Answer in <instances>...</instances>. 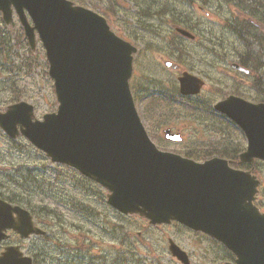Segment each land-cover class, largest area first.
<instances>
[{
  "label": "water",
  "instance_id": "obj_1",
  "mask_svg": "<svg viewBox=\"0 0 264 264\" xmlns=\"http://www.w3.org/2000/svg\"><path fill=\"white\" fill-rule=\"evenodd\" d=\"M0 13L11 26L17 14L32 49L36 38L41 40L57 100L56 110L41 119L27 101L0 110V128L8 137H26L51 162L67 164L98 183L107 191V203L123 214L151 225L178 221L214 238L235 256L223 264H264V211L254 203L258 176L224 157L197 161L155 145L129 85L136 46L111 30L103 15L72 0H0ZM175 30L194 38L181 26ZM231 67L249 73L235 62ZM177 79L183 95L197 94L204 85L187 71ZM214 108L245 135L239 161L264 162V102L229 94ZM163 132L166 139L181 140L179 132ZM7 229L21 237L45 233L27 209L0 198V241ZM168 249L190 263L172 239ZM0 264H32V258L18 245H8L0 252Z\"/></svg>",
  "mask_w": 264,
  "mask_h": 264
},
{
  "label": "rangeland",
  "instance_id": "obj_2",
  "mask_svg": "<svg viewBox=\"0 0 264 264\" xmlns=\"http://www.w3.org/2000/svg\"><path fill=\"white\" fill-rule=\"evenodd\" d=\"M100 1L95 0V4L109 6L105 0ZM227 1L154 0L150 8L143 7L139 12L133 2L121 0L122 6L117 5L111 16L110 28L138 49L133 55L131 91L147 133L159 147L179 152L194 140L219 139L214 131L202 128L191 117L168 119L162 112L163 106L154 111L155 102L149 93L155 86L177 85L176 76L183 70L204 79L201 95L212 103L229 93L251 101L260 99L251 84L252 76L230 67L233 46L238 42L227 27L235 11ZM86 7L102 14L98 8ZM14 19L15 26L4 30L9 56L0 54V107L20 97L32 103L36 116L41 118L57 108L53 80L48 75L40 40L37 38L31 52L16 15ZM184 22L191 26L195 39L181 37L174 31V24L185 26ZM31 57L35 61L27 65L26 58ZM165 60L178 63L179 69L166 68ZM170 125L180 127L187 141L162 142V129ZM232 137L237 140L242 135L235 131ZM259 169L258 175L263 178L264 164ZM0 192L12 198L25 197L22 205L27 200L28 209L36 211L40 206L48 212L37 220L47 230L46 237L17 238L28 254L39 252L36 264H182L170 255L169 238L188 253L190 264L224 261V250L210 237L178 223L154 227L138 216L118 213L106 203L102 187L63 164L51 163L26 138L11 140L2 130Z\"/></svg>",
  "mask_w": 264,
  "mask_h": 264
},
{
  "label": "trees",
  "instance_id": "obj_3",
  "mask_svg": "<svg viewBox=\"0 0 264 264\" xmlns=\"http://www.w3.org/2000/svg\"><path fill=\"white\" fill-rule=\"evenodd\" d=\"M75 3L84 6H91L92 8H98L101 13L108 19L111 24V16L115 14V8L117 5H121V0H105L104 3H108V7L102 4H95V0H72ZM140 10L145 7L146 9L150 4H153L154 0H130ZM150 3L148 4V2ZM193 3L196 0H187ZM101 2L98 0V3ZM228 4L234 6L235 11L233 12V18L227 21V27L231 33L235 36L237 44L233 46L234 61L239 63L245 68L250 70L249 75L252 76V86L258 91L257 95L260 97L258 101H264V0H229ZM140 14V13H139ZM185 23V27L191 30V26ZM5 25L0 19V54L3 57L9 56L8 43L9 40L5 34ZM175 47L180 49L179 44H175ZM33 55V54H32ZM233 55V54H232ZM27 65L34 62L35 60L26 58ZM132 88L135 91L134 86ZM135 97H137L135 95ZM149 98L155 102L154 107L163 106L162 112L167 116L177 118L178 116L191 117L194 122L202 125L204 129L208 131H214L215 135L219 136V139L214 141H196L194 140V147L190 146L185 150L179 152L185 156L191 157L195 160H204L212 156H221L228 158L233 161L235 167L251 169L256 174L260 173L259 166L263 163L256 160L251 166L247 163H241L238 160V154L245 148L243 141V133L241 130L224 115L216 112L211 104V101L201 97H184L180 96L177 92L176 86L159 85L155 86L149 93ZM20 97H16L14 101L19 100ZM177 115V116H176ZM166 116V117H167ZM168 124V122H167ZM238 131L242 138L235 139L232 137V133ZM68 169L76 172L75 170L67 167ZM83 179H90L82 176ZM0 196L7 200L19 203L22 205L25 197L12 198L4 196L0 192ZM27 200L25 201V207H27ZM255 204L264 210V177L261 178V186L259 193L255 200ZM37 221L41 216L44 217L48 214L46 211H42L40 206L36 209L29 208ZM49 215V214H48ZM223 250L222 259H233V254L220 245L218 242L213 240ZM37 253H33L35 261L37 259Z\"/></svg>",
  "mask_w": 264,
  "mask_h": 264
},
{
  "label": "flooded vegetation",
  "instance_id": "obj_4",
  "mask_svg": "<svg viewBox=\"0 0 264 264\" xmlns=\"http://www.w3.org/2000/svg\"><path fill=\"white\" fill-rule=\"evenodd\" d=\"M166 61V60H165ZM165 61H164V65H165ZM166 66V65H165ZM168 69H171L172 71H175L176 69H174L173 67H172V65H169V66H166ZM179 68V67H178ZM177 68V69H178ZM179 76V74L176 76V79H177V77ZM184 97H188V98H193V97H196V95H192V94H190V95H186V96H184ZM198 97V96H197ZM159 107H154V111H156L157 109H158ZM166 115V114H165ZM167 116V115H166ZM170 116H171V114L169 115L168 114V119L170 118ZM174 119H176L175 117H174ZM173 123V122H172ZM171 127V129L173 130V131H177V132H180L181 133V131H180V127H173V126H170ZM173 128H175V129H173ZM182 135V134H181ZM162 136H163V140H162V142H165V143H170V142H175V143H183L184 141H187V139H185L183 136H182V139L181 140H179V141H173V140H169V139H165V137H164V135H163V133H162ZM193 143H194V141H192ZM187 143L186 144V148H188V147H190V146H192V147H194L195 148V146L193 145V143ZM189 145V146H188ZM162 148L161 149H167V147L166 146H161ZM185 150V149H184ZM8 233H9V237L6 239V240H4V241H0V251L3 249V247H5V246H7V245H11V244H20V243H18L17 242V238H19L18 237V235L15 233V232H13V231H7Z\"/></svg>",
  "mask_w": 264,
  "mask_h": 264
},
{
  "label": "bare ground",
  "instance_id": "obj_5",
  "mask_svg": "<svg viewBox=\"0 0 264 264\" xmlns=\"http://www.w3.org/2000/svg\"><path fill=\"white\" fill-rule=\"evenodd\" d=\"M3 58V57H2ZM6 61V60H5Z\"/></svg>",
  "mask_w": 264,
  "mask_h": 264
}]
</instances>
